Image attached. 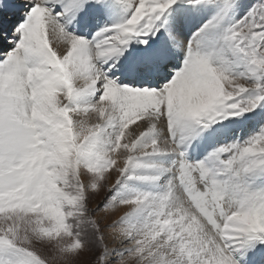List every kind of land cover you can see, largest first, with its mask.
I'll return each mask as SVG.
<instances>
[{"label":"snow or ice","instance_id":"1","mask_svg":"<svg viewBox=\"0 0 264 264\" xmlns=\"http://www.w3.org/2000/svg\"><path fill=\"white\" fill-rule=\"evenodd\" d=\"M179 2L121 0L131 14L90 41L64 18L105 0H28L12 47L0 51V264H50L40 248L60 264H84L85 253L88 264H264V125L243 143L187 158L196 137L264 103V0L226 27L237 0H185L212 14L186 42L170 33L184 53L170 79L137 88L107 75L132 41L152 50ZM165 55L129 70L149 73ZM88 113L102 122L73 119ZM168 156L170 165L156 159ZM113 171L108 193L128 180L159 190L106 196L90 210ZM121 206L129 211L112 224L93 218Z\"/></svg>","mask_w":264,"mask_h":264},{"label":"bare ground","instance_id":"2","mask_svg":"<svg viewBox=\"0 0 264 264\" xmlns=\"http://www.w3.org/2000/svg\"><path fill=\"white\" fill-rule=\"evenodd\" d=\"M184 6H186V8ZM12 7H14V4L11 1L7 2L6 5H3V7L0 8V18L2 19L4 17L6 11L9 12V10L13 9ZM181 7H183L184 10H182L183 8H181ZM129 8L130 7H128L127 5L121 3V0H105V7L102 10L96 11L93 7L89 6L83 12H80L79 14H77L75 19H73L72 14L69 13L64 18L63 22L66 24L67 31L72 32V33L76 34L77 36L84 37L87 40L91 41L93 36L98 31H100L102 28H104L108 25L121 23L125 19H127V17L131 14V11L126 12V13H125V11H127V9H129ZM211 14H212V11L210 9L204 8L203 6L189 5V4L185 3V1L182 4L179 3L177 6V9H174L172 11V14L170 13V16L168 18H165V19H167L166 23H165V28H162V30H163L161 32L162 34L158 33V35L160 36V39L154 40V42H152L153 47H152L151 51H146L148 54H150L149 57L152 56L154 53L160 52L162 50L161 49V45H162L161 44V38H163L164 36H167V38L164 39L165 40L164 46L167 47L169 55L166 52V55L161 60V62L164 61L163 63H167L169 60V56L177 57V59L179 58V60L177 61V59H175V62L170 64V67H168V69H170L173 64H175V66H176V68L174 70L178 69L181 65V61L184 58V53L180 48L172 46L173 41L169 39L170 33L172 35L177 36L181 43L186 42L187 40L192 38V35L196 31V29ZM6 32L8 33V30H5V33H4L7 35ZM161 35H162V37H161ZM1 43H2V45H0V47H1V51H3V49L5 48L4 46L8 45V44L6 42H1ZM131 43H135L138 45V40H134ZM52 46L54 47V49H57V45L55 43H53ZM138 49H139V47L138 48H135V47L130 48V45H129L128 48L124 51V53H126V55H130V59L126 60V65L125 66L122 65V67H121V70L125 71L126 76H131V71L129 69L132 66H130V65L131 64L134 65L135 61L138 64L142 60V52L139 51ZM57 50L60 51L61 54H63L64 47L61 46ZM179 54L181 56L178 57ZM127 69L129 70V72ZM151 74H153V72H151ZM134 76H135L134 79H136V74H134ZM156 79H160V78H156ZM114 80H116V79H114ZM116 81H118V80H116ZM80 83H82V81ZM78 84H79V82H78ZM95 98L96 97H90V99H93V100ZM58 103L63 104V103H66V101L64 100V98L62 96H59L58 97ZM93 115H94V113H88L87 115L82 114L81 116H73V119H84L87 121L89 126L102 122V121H96L94 119ZM251 118H253V120H255L254 117H250V118L247 117L246 118L245 116H242V117H239L238 119L226 120V121L220 122L217 125H214L210 129V132H213V135L208 142L205 139L204 133H202L200 136H198L194 139L196 141L197 145H199L200 142L202 141L201 138H204V140H205V141L203 140L205 144L202 143L203 145L198 146L196 148V150H194V151L196 153H198L200 155V157L205 158L209 153L215 151L219 146L227 145V144H221V142H222L221 139H224L225 137L228 139L227 141L229 142V144L235 143V142L243 143L245 141L244 137L246 136V133H248L246 131V128L248 127V123L252 127H255V125H256V120L249 122V120H251ZM244 127H245V129H244ZM257 128H260V127H257ZM227 130L230 131L229 132L230 136L224 135V136H222L223 138H219L220 137L219 132H221V131L226 132ZM255 133H257V132H255ZM235 135L237 137H240L241 135H243L244 141L241 142L242 137L240 139H238ZM252 135H254V134H252ZM252 135H250V137ZM220 140H221V142H219ZM227 141H226V143H227ZM208 143H213V146H209ZM189 150H191L190 147H189ZM158 158L160 160V157H158ZM171 161H173V157L170 156L167 159V163H169V165H170L172 163ZM161 162L166 164V162H164L163 160ZM132 183H133V181H132ZM141 184L146 186V184H143V183H141ZM142 188H143V186H142ZM127 211H129V208L122 206L121 208H119V211L117 212L116 217L118 215H123V213H125ZM114 213H111V214H114ZM262 247H264V246H262Z\"/></svg>","mask_w":264,"mask_h":264},{"label":"rangeland","instance_id":"3","mask_svg":"<svg viewBox=\"0 0 264 264\" xmlns=\"http://www.w3.org/2000/svg\"><path fill=\"white\" fill-rule=\"evenodd\" d=\"M9 1H11L14 4V7H12L13 9L9 10V12L6 11L5 12V15H4V17L2 19L0 18V45H2L1 42H6L8 44L7 41H8V39L11 38V29L20 20L23 19L24 15L26 13V10H27L28 0H8V1L7 0H5V1L4 0H0V8H2L3 5H6V3L9 2ZM184 1L185 0H180L179 3L182 4ZM253 3H255V0H237L238 7L235 9L234 12L230 13V15L228 16V18H226V20L224 21L223 27H226V26L230 25L231 23H234L236 20H239L245 14V12L247 11L248 7H250ZM177 6H175L173 9H170L169 13H167L165 15V17L163 18L162 22H164V21L167 20L165 18H168L170 16V13L172 14V11L174 9H177ZM184 7L186 8V6H184ZM181 8H183V7H181ZM182 10H184V8ZM130 11H131V9L129 8V9H127V11H125V13L126 12H130ZM5 30H8V33L6 32L7 35L4 34L5 33ZM162 31L163 30L161 29V32ZM161 37H162V35H161ZM166 38H167V36H164L163 38H161V44H162L161 45V49L163 51H165V53L167 52L168 55H169V52L167 50V47L164 46V41H165L164 39H166ZM157 39L158 40L160 39V36L158 34H157L156 37H153L152 38L151 43L154 42V40H157ZM4 47L5 48L3 49V51L11 48L12 45H9L8 44V45H5ZM132 47H135V48H138L139 47L138 50L139 51L142 50V60L145 59V58H147V57H149L150 54H148L145 51V48H144L145 46L142 45V44H140L139 41H138V45L135 44V43H131L130 44V48H132ZM0 51H1V47H0ZM179 56H181V55L179 54L178 57ZM128 59H130V55H126V53H124L122 56H120L118 58V60L116 58H113L112 60H110L109 61V65L115 64V67L109 68V70L107 71V75L111 78V76L113 74H115V73H113V71H116V72L118 71V72H120V75L117 74V77H116V80H118L117 82L119 84L132 86V84L134 83L133 82L134 81L133 79L135 78L134 73L131 72V76H126L125 71L124 70H121L122 65L125 66L126 65V60H128ZM175 59H177V57H173V56L171 57V56H169V60H168L167 63H163L164 61H162V62L160 61V63L156 64L154 70L151 71V72H153V74H154V72L157 71V69L160 67V69H159L160 70V75H162V77H164L163 80H166L167 81L168 79L171 78L172 72H174V69L176 68L175 64H173L174 66L172 65L171 68L168 69L167 68V64L169 63V61H171L172 63L175 62ZM178 60H179V58L177 59V61ZM134 63H135L134 65L137 64L136 61ZM134 65L131 64L130 66H134ZM105 67L107 68L108 66L106 65ZM128 72H129V70H128ZM136 78H137V74H136ZM155 78H157V76H155ZM251 99H252V94L251 93H245L241 97V100L244 101V102H247V101H249ZM93 116H94V119L96 121H100L97 118V116H96L95 113H94ZM243 116H245L246 118L247 117H249V118L250 117H254L255 120H256L255 127L250 126L249 123H248V127L246 128V131L248 133H246V136L244 137V139L246 141V140L249 139L250 135L255 134V132H258L259 131L260 128H257V127H261L262 125H264V103H261V105H259L253 112L246 113ZM240 117H242V116H240ZM238 118L239 117H236L235 119H238ZM255 120H253V118H251V120H249V122L255 121ZM244 129H245V127H244ZM226 132L225 131L219 132V136H220L219 138H223L222 136H224V135H229L230 136V134H229L230 131L227 130ZM212 135H213V132H210V129L206 132V134L204 133V136H205V139H206L207 142L210 140V138L212 137ZM241 137H242V140H243V135H241L240 137H237V138L240 139ZM201 139H202V141L200 142L199 145H197L196 141L193 140L191 142V144L189 145V147L192 150H196V148L198 146H200V145H203L202 143H204V141H205L204 138H201ZM221 140H222V142H221ZM221 140L219 141V142H221V144H227V145L229 144V142L227 141L228 139L226 137L224 139H221ZM226 141H227V143H226ZM243 141H241V142H243ZM208 144H209V146H213V143H208ZM169 157H160V160H159V158H158V160L159 161H162L163 160L164 162H166L165 159L167 160ZM191 157H192L191 160H193L194 157L193 156H191ZM165 165H169V163L166 162ZM115 179H116V173L113 171L111 173V175L108 177V179L106 180V182L104 183L103 187L99 190L98 194H96L95 196L92 197V199L90 201V204H89L90 210L95 209L96 206L99 205V204H100V207H103V203L105 202L104 201V197H106V196H113V195H115V196H118L119 198H125V197H128L130 195H133L134 194V191L133 190H144V191H149V190H151V191H157V190H159L155 186H152V185L146 184V186L148 187L147 188L145 185H142L141 183H139L137 181L128 180V181L122 182L120 185H117L113 189V191L111 193H108V188L111 187V185L114 183ZM132 181H133V183H132ZM140 184L143 186V188H142V186ZM121 207H119V208H121ZM119 208H115V209H113V208H107V209L101 208V211L95 213V215H94L93 218L96 219L98 222H100L102 226H106V225L112 224L116 220H118L120 216H122V215H118L116 217V214L119 211ZM111 213H114V214H111ZM104 230H105V235H106V241L105 242L106 243H109L110 247L111 246H115L116 244L119 243V241L114 238L115 237V232L111 228L105 227ZM121 247H123V245H121ZM39 251L45 257H47L49 259L50 264H60L59 261H54L53 260V257L56 256V253H55V250L54 249H44V248H40ZM50 253H51V255H50ZM89 257H90V253H85L81 257V260L84 261V264H88Z\"/></svg>","mask_w":264,"mask_h":264}]
</instances>
